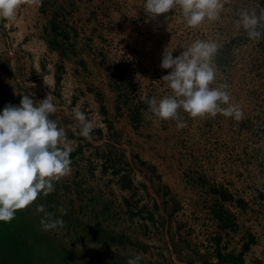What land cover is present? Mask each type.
<instances>
[{"label": "rangeland", "instance_id": "1", "mask_svg": "<svg viewBox=\"0 0 264 264\" xmlns=\"http://www.w3.org/2000/svg\"><path fill=\"white\" fill-rule=\"evenodd\" d=\"M143 4L55 0L42 36L60 56L24 49L25 36L0 18V110L51 93L50 118L72 148L55 191L0 222V264H127L136 255L140 264H264V22L256 39L237 25L264 0H224L219 19L195 28L179 6L150 18ZM196 40L219 45L212 86L228 85L243 119L181 110L178 129L141 99L173 95L162 53L178 56ZM76 110L95 125L91 140ZM57 218L62 226L43 228Z\"/></svg>", "mask_w": 264, "mask_h": 264}, {"label": "clouds", "instance_id": "2", "mask_svg": "<svg viewBox=\"0 0 264 264\" xmlns=\"http://www.w3.org/2000/svg\"><path fill=\"white\" fill-rule=\"evenodd\" d=\"M22 0H0V18L11 19ZM182 10L183 18L190 27H198L205 20H217L224 7V0H144L143 10L150 18L175 10ZM264 10L259 14L241 10L238 27L251 39L261 35ZM219 45L212 40H196L178 56L175 49L165 47L160 67L170 69L162 77L173 90V95L159 101L147 94L141 99L152 112L164 120H175L177 128L186 126L181 110L191 117L222 114L239 121L243 111L232 103L228 85L213 87L216 81L214 57ZM57 111L51 93L41 100L22 95L19 105L7 103L0 110V222H11L18 210L31 205L41 195L55 191V183L71 173V146L67 142L65 128L51 119ZM74 118L80 125V135L91 140L95 125L85 112L76 110ZM38 210L43 212L44 205ZM62 215L67 210L61 208ZM51 217L52 213H46ZM62 218L41 220L45 230L62 226ZM142 257L129 258L127 264H140Z\"/></svg>", "mask_w": 264, "mask_h": 264}, {"label": "crops", "instance_id": "3", "mask_svg": "<svg viewBox=\"0 0 264 264\" xmlns=\"http://www.w3.org/2000/svg\"><path fill=\"white\" fill-rule=\"evenodd\" d=\"M55 0H22L21 5L17 9L16 15L9 19V27L12 25L13 35H24V44H21L24 49L33 51V46H36L35 52L38 48L45 51L56 52L57 48L46 41L42 36L44 31H49L50 24L54 23L56 19L52 18V7L49 4L54 3ZM54 21V22H53ZM32 42V43H31ZM39 54V53H37Z\"/></svg>", "mask_w": 264, "mask_h": 264}, {"label": "trees", "instance_id": "4", "mask_svg": "<svg viewBox=\"0 0 264 264\" xmlns=\"http://www.w3.org/2000/svg\"><path fill=\"white\" fill-rule=\"evenodd\" d=\"M217 57V59H218V57H219V55H217L216 56ZM219 60H220V58H219ZM218 61V60H217ZM245 248H247V247H245ZM217 255H218V257L219 258H221V259H223V260H231V262L232 263H238V262H241L242 260H241V256H242V254L240 253L239 255H237V256H235V255H233V254H226V255H223V254H221L220 252H217Z\"/></svg>", "mask_w": 264, "mask_h": 264}]
</instances>
